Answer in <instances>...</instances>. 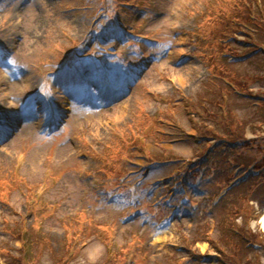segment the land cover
<instances>
[{
	"label": "rangeland",
	"instance_id": "374dc122",
	"mask_svg": "<svg viewBox=\"0 0 264 264\" xmlns=\"http://www.w3.org/2000/svg\"><path fill=\"white\" fill-rule=\"evenodd\" d=\"M261 6L0 0V264H264V52L212 45Z\"/></svg>",
	"mask_w": 264,
	"mask_h": 264
},
{
	"label": "trees",
	"instance_id": "16d2710c",
	"mask_svg": "<svg viewBox=\"0 0 264 264\" xmlns=\"http://www.w3.org/2000/svg\"><path fill=\"white\" fill-rule=\"evenodd\" d=\"M261 5H263L262 2H261ZM239 8H240V5H239ZM244 10L246 11L247 9L244 8ZM262 10H263V7L261 6V9L256 10L254 12V14H249L250 17L246 16L245 20L243 22L241 20H239V19H233L234 18L233 14H229V15H225L226 16L225 17L226 20H229V18H231V20H229L228 22L226 21L227 23H229L227 26L223 25L221 19L216 21L217 24L212 23V25L218 26V28H216V32L214 34V37L217 39L218 43L217 44H214V42L212 43V45L217 50V52L220 53V54H222L223 52L229 53V54L233 53L234 55H244V54H248V53H252V54L256 53V54H258V53H261L260 50H262L264 52V33H262V31L264 30V22H262V20L264 21V11H262ZM261 12L263 14H261ZM211 13H213V11ZM242 14L243 13H241L240 16H242ZM242 19H244V17ZM237 34L244 35V38L243 39H239L236 36ZM252 34L255 37H252L253 36ZM252 43H255L254 44L255 47L252 46ZM238 45L244 47L246 49V51L245 52H240L237 49ZM263 55H264V53H263ZM211 67L213 69H215V64L212 65ZM211 92L212 91H210V93ZM220 92H221V90L217 89V91L215 93L219 94ZM248 92H251V91H248ZM261 92H263L262 89H260V93ZM212 93H214V92H212ZM249 94H253V92L249 93ZM210 95L211 96L207 95L208 99H209L208 101L210 103H212V104H216L218 108L222 107L221 103L219 102L220 100L218 99V97L215 99L214 97L216 95L215 96H213V94H210ZM263 95H264V93H263ZM197 99H198V97H197ZM201 102L202 101H199V102H196V103L201 105L202 104ZM262 102L264 103V100ZM193 105L195 106L197 104H193ZM202 106H203V104H202ZM206 113H207V115H206L207 118H213L215 115H217V116L220 117V118H218L219 119L218 121H222V122H224V120H226V122L230 121L229 118H231V121H232V119H234V116L232 117V115L230 113H228V115L225 114L224 118H222V116L220 115L221 112H219V111H209V112H206ZM221 118L224 119V120H221ZM218 121H217L216 129H213L208 123H205V124L201 125V127H199V132L200 133H198V132L197 133L199 135H201L200 136L201 138H204V139L205 138L220 139L221 137H223V135L227 134V130H225L226 129V125H224V123H220L219 124ZM261 122H264V121L262 120ZM228 125H230V124L228 123ZM231 125L234 126L233 123ZM223 127H225V129ZM221 128H223L225 130V133H221L219 131V129H221ZM234 133L235 134H239L238 131H236ZM219 136H221V137H219ZM263 145H264V143H262V146ZM239 230H238L237 234L240 235L244 240H246L247 239L246 234L242 230H240L241 231V233H240ZM21 231H22V233H24L22 228H21ZM22 233H21V237L23 239ZM228 240H229L230 246L232 248H234L233 250L236 253H238L239 246H236L233 242L230 241V239H228ZM23 241H24V239H23ZM218 250H219V252L221 254L220 256H222V257L224 256V258H225V256H227L226 255L227 251H226L225 247L221 246V247L218 248ZM12 257H13L14 260L18 261L19 264H27V263H25L24 260L19 259V257L16 256V255H12ZM222 262L225 263V260L222 261Z\"/></svg>",
	"mask_w": 264,
	"mask_h": 264
},
{
	"label": "bare ground",
	"instance_id": "6f19581e",
	"mask_svg": "<svg viewBox=\"0 0 264 264\" xmlns=\"http://www.w3.org/2000/svg\"><path fill=\"white\" fill-rule=\"evenodd\" d=\"M262 221H263V223H264V216H263V218H262ZM158 238H160V237H158Z\"/></svg>",
	"mask_w": 264,
	"mask_h": 264
}]
</instances>
